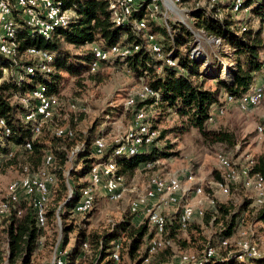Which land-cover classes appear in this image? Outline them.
Returning <instances> with one entry per match:
<instances>
[{
	"label": "trees",
	"instance_id": "16d2710c",
	"mask_svg": "<svg viewBox=\"0 0 264 264\" xmlns=\"http://www.w3.org/2000/svg\"><path fill=\"white\" fill-rule=\"evenodd\" d=\"M56 1H59L63 8L71 9L73 14L68 24L56 28L49 39L26 27L23 21L15 16L17 27L12 41L16 60L3 59L4 66L12 64L10 71L12 74L0 79V119L4 122L3 126L0 125V157L8 161L7 163L19 162L22 163L19 165L21 168L26 165L33 170L42 166L47 152L51 154L50 169L56 178L54 183L57 196L48 200L45 226L49 220L53 221L57 214L59 215L63 229V240L59 246L64 247L68 242V232L72 230L70 223L72 208L80 189L88 182V179L81 180V177L88 173L94 161L113 157L116 162V173L126 175L133 172L140 163L155 161L172 152L155 145L157 139L166 131L160 129L151 144L142 151L134 154H115L116 144L113 141L104 148L101 156L95 157L91 145L96 137L101 136V132L95 133L97 120L85 132H77L70 123L65 124L63 121L55 123L53 116L60 106L59 98L52 117L42 123L37 134L33 133V122L25 120V116L33 109L36 100L30 96L25 97V94L39 85L45 94L58 97L62 84L69 78L81 85L95 78L98 67L91 70L96 60L91 46L81 52H72L67 44L78 46L96 42L102 48H108L121 40L124 42L122 45H137L138 49L125 56L102 59L100 63L125 65L129 72L146 81L155 91L154 95L143 100L136 99L134 104L125 106L132 112L131 119L135 111L138 112L140 109L154 111L149 121L151 127L155 129L162 115L172 112L184 117L180 127L186 129L192 126L216 141L232 143L233 137L230 132L220 128H207L206 123L212 104L220 102L219 93L222 89L229 95L240 96L253 85L257 74L261 71L264 74L261 58L264 52L262 33L264 0H243L240 8L249 7L250 13L259 19L257 27L248 25L249 22L246 20L233 17L228 11L230 9L228 0H220L211 5L206 2L205 5L192 6L185 22L172 20L164 23L149 19L145 27L150 32L161 35L157 41L161 45L162 54L175 59L174 65L158 58L145 45L146 35L154 33H145L146 29L140 28L141 31L134 28L136 21L144 16V3L133 10L130 18L124 23L116 25L110 17V7L115 0ZM196 33L202 35L199 38V47H196ZM205 37L219 40L216 43L208 42ZM225 46L230 50H225ZM30 47L42 49L52 56L48 63L51 67L49 71L36 70L33 74L23 71V66L37 64L36 60L20 58L21 53ZM223 59L226 60L225 63ZM22 73L23 78L19 77ZM209 78L215 80L213 86L206 85ZM58 126L69 128L67 130L72 134H57L55 128ZM26 143H29L30 147H26ZM76 144L80 145L74 147ZM10 151L11 155H8ZM251 159L253 166L250 174L264 176V157L259 155ZM67 162L70 166L66 169ZM216 176L218 178L219 174ZM244 181L242 179L239 182L242 184ZM220 183L223 184L224 181ZM29 197L32 202L25 197L13 202L1 224L0 264H35L32 256L41 244L45 226L41 228L38 225L33 206L34 196ZM206 207L209 208L208 211L205 210ZM206 207L203 214L212 219L216 218V221L221 218L223 220L221 226L199 250H196L199 257L193 258H198L197 262L180 259V252L169 264H264V253L239 258L234 248L227 253L229 247L221 244V241L247 222H264V202L256 204L253 196L252 198L247 196L232 204L229 201L216 200L214 206ZM166 217L164 236L172 244L171 232L177 227L180 228L181 223L176 212L171 216L167 214ZM76 229L73 245L63 254L64 264H126L122 261L123 254L134 256L135 252L139 251L143 237L147 235L149 240L153 233L149 223L133 225L128 217L120 219L101 233L87 231L82 226ZM3 233L4 239L1 244ZM126 238L128 241L125 242ZM118 239L121 240L119 259L114 260L111 251ZM85 242L88 244L86 248L83 247ZM169 243L163 247H170ZM217 245L223 248V251H218ZM148 246L149 244L140 255L138 254L137 264H151L150 257L154 252L149 254ZM214 246L216 253L210 257L205 256V249ZM86 254L90 255L89 258ZM148 254L149 261L143 263V258ZM85 256L88 260L86 262Z\"/></svg>",
	"mask_w": 264,
	"mask_h": 264
},
{
	"label": "rangeland",
	"instance_id": "374dc122",
	"mask_svg": "<svg viewBox=\"0 0 264 264\" xmlns=\"http://www.w3.org/2000/svg\"><path fill=\"white\" fill-rule=\"evenodd\" d=\"M172 1L173 0H163L162 10L164 12L159 9L158 13H155L152 17H147L148 13L145 10L143 18L146 25L149 19L164 21V23L172 20L185 22L188 18L189 9L192 6L197 7L198 5H205L206 2L211 5L220 0H181L179 3H174ZM180 8L182 10L178 11ZM71 11H69V13L73 14ZM228 11L230 12V10ZM230 13L235 18L246 20L249 22L248 25L250 26L257 27L258 25L259 19L250 13L249 7H245L237 13ZM176 14L183 15L184 21H182L181 18H176ZM134 28L137 30L135 26ZM144 30L146 31L145 33H154L150 32L146 27ZM160 37V34L154 33L155 40H159ZM195 37L196 41H194L197 42L196 47H199V38L202 37V35L196 33ZM205 38L208 42L213 43H216V41L219 40H214L212 39L213 37ZM117 43L124 42L120 40ZM92 44L93 43H85L78 46L67 44V46L72 52H81L90 47ZM94 45L100 46L96 42H94ZM225 50L228 51L230 49L225 46ZM157 57L159 58V56ZM11 58L16 60V53L15 56L13 55ZM20 58L31 59L26 50L21 53ZM223 61L225 63L226 60L223 59ZM97 67L98 71L95 73V78L87 80L84 85L74 83L72 78H69L62 84L57 97L59 98L60 106L56 109L57 112L55 113V116H53V120H55V123H61V121L65 124L70 123L77 130V132H85L88 127L91 126L95 120H97L96 128L98 131L96 130L95 133L101 132L100 137L104 140L105 146L109 145L113 141L117 146L119 144L117 141L124 138L129 125H135V115L131 119L132 112L125 106L134 104L136 100L127 101V95H131L133 93L136 96V99L142 100L140 98L141 87L142 84L146 83V81H142L134 76L123 64L102 65L100 62H97L92 66L91 70H94ZM11 70L12 68L2 70L0 73V79L12 74V72H10ZM259 74H257L256 78L259 77ZM214 83L215 80L212 78L206 80V85L213 86ZM224 93L225 91L223 89L219 93V103H221L224 107L223 113L212 114L213 116L211 120H208L206 123V127L215 129L220 128L230 132L233 137L232 143L216 141L211 137L202 134L197 128L192 126L184 129L180 127L184 117L176 115L172 112L165 113L159 119L160 122L157 123V128L155 129L158 132L160 129H166V131L162 137L157 139L155 145L172 153L161 156L154 162H147L145 164L140 163L133 172L121 175L122 187L124 190L123 195L119 200L110 199L105 190H101L100 187L97 188L92 207L87 212L75 213L71 211L70 223L72 224V230L68 232V242L64 247L59 246L63 240V229L61 227L59 215L57 214L56 219L53 221L49 220V223L43 229L41 244L33 253V262L35 264H50L54 253L59 247L63 252H65V250L69 249L73 245L75 241V234L77 232L76 228L79 226L86 228L87 231H96L101 233L109 229L115 222L123 219L124 217H128L133 225L149 223L146 216L139 214V211L143 210L142 202H140V208L137 211L138 213H133L130 210V206L135 200H145L144 196L136 194L143 192L147 185L146 183H148L152 177L157 176L176 177L181 185V189H179L180 191L176 195L178 200L173 204L166 203L164 206H161L162 213L165 214V217L167 214L170 216L173 215L174 212H176L179 217L181 207L185 204L193 206L195 210H202V215L195 212L191 217V220H189L185 225L180 224V228L177 227L175 231L171 232L172 244L171 242L169 243V239L164 236L166 229L163 233H159L156 236H153L152 233L149 240L147 235L144 236L142 243L139 246V251H136L134 256L123 254L122 261L126 264H137V259L139 257L138 254H141L140 252L147 247V244H149V254L154 252L150 257L151 264H169V262L177 257L180 252V259L183 255H187L188 259H192V257H199L196 250H199L203 244L206 243L207 239L215 234L216 230L219 229L223 222L221 218L216 221V218L212 219L210 216L203 214L205 207L214 206L216 200L219 202L229 201V203L232 204L238 202L243 197L249 196L252 198L253 196L254 200L256 198L250 183L245 181L242 182L243 187H241L242 184L240 182H236L239 184H235V182H228L227 192L222 191L220 182H223L224 179L222 176V168L217 161V154L222 153L230 161L235 162L236 166H240L241 164L243 165L247 162V160L256 158L259 155L264 157V132H258L257 129L259 125H264V93L260 97L259 103L256 106L248 107L247 110L238 108V106L233 102L227 103L224 100ZM28 96L29 94L26 93L25 97L28 98ZM80 110H82V112ZM138 111L145 113L146 121L151 124L149 120L150 117L153 116L154 111L149 109H140ZM136 112L137 111H135V114ZM55 129L56 132L70 131L67 130L69 128L62 126H58ZM79 145L80 144H76L74 147ZM91 146L92 150H94L93 144ZM92 154L95 157H99L94 153V151ZM8 155H11V151ZM47 155L51 154L47 152L44 158ZM7 162L8 161H4L3 157H0V228L2 222H4L5 215L9 212L8 210H10V206L12 204L10 203L8 208L4 207L7 197L8 184L16 179H19L24 174V166L22 168L19 166L22 163H15V161H13L14 163ZM43 166H47L48 171L51 172L50 164L45 165L44 159L42 166L39 168L33 170L28 169L32 172H36ZM69 166L70 163L67 162L65 168L67 169ZM51 173L54 177V183L56 178L54 173ZM217 174H219L218 178H216ZM87 178L88 174L86 173L83 177H81V180ZM141 178L144 179V182L142 183L144 188L140 191L137 190L135 193L136 189L142 185L138 183ZM51 184L49 186V199H53V197L55 198L57 196L55 192L56 183L53 185ZM191 185H194V191L191 188ZM197 188L200 189L198 194L195 193ZM58 193L60 194V192ZM22 198L24 197L21 195L20 199ZM169 206H173V208L170 209L171 213L166 214V210ZM205 210L208 211L209 208L206 207ZM17 211L19 212L20 210ZM150 225L151 223H149V226ZM150 228H152L153 231L155 230L152 225ZM3 237L4 233L1 235V244L4 239ZM239 238L246 240L247 242L249 241L248 243L259 253V255L264 253V222H247L237 231H234L233 234L227 238L228 245L226 247H229L227 253H229L231 249L233 250V248H237L236 241H238ZM124 240L126 242L128 241V238ZM152 240L160 241V247L151 249L150 245ZM85 243L87 244V242ZM116 243H119V246H121L120 239L116 240L115 244ZM168 243L171 244V246L164 248L163 246ZM114 247L112 251L114 250ZM214 248L216 253V247L214 246ZM119 249L120 247L118 248V251ZM217 250L221 252V250L223 251V248L218 246ZM149 254L143 258V263H147L149 261ZM86 256L89 258L90 255L86 254ZM86 256L84 257L85 262L88 261ZM77 262L78 261H76V263Z\"/></svg>",
	"mask_w": 264,
	"mask_h": 264
},
{
	"label": "bare ground",
	"instance_id": "6f19581e",
	"mask_svg": "<svg viewBox=\"0 0 264 264\" xmlns=\"http://www.w3.org/2000/svg\"><path fill=\"white\" fill-rule=\"evenodd\" d=\"M118 0H115L114 4L110 7V17L111 20L116 24L120 25L124 23L127 18L124 17V12H127V15L131 16L133 10H136L138 6L141 3L145 4V10L148 13L147 17H152L155 13H158L159 11V2L160 0H120V2H117ZM230 3V12L237 13L243 9L241 8L243 0H228ZM174 3H179L181 0H173ZM23 11L24 12H31L32 11V4L31 3H24L23 4ZM69 9L63 8L61 6V3L56 0L50 1L48 5H45V3H38L37 5V15H44L46 19H44V28H48V32L44 33L39 28H32L35 30L39 35L42 37L49 39L52 34L54 33V30L59 27H65L68 22L70 21V18L72 14L69 13ZM72 13V12H71ZM22 20V16H17ZM128 18V19H129ZM24 23V20H22ZM136 27H140L142 29L145 28L146 23L144 18L137 20L135 23ZM264 26V25H263ZM263 26H262V33H263ZM16 20L15 16L8 17V22L3 24L2 27H0V36H2V39L0 40V73L4 69H11L12 64L9 66H4L2 63L3 59H13L11 58L15 54V48L14 43L12 41L15 30H16ZM139 30V29H137ZM158 39H154V35L147 34L145 39V45L148 48V45H152V43L155 45L158 54L155 53L153 49H149L151 52L159 56V58H162L164 62L166 63H172L171 65H174L176 63V60L172 57L163 56L161 51V45L157 41ZM92 50L94 51L95 55V62L92 64V66L97 63L101 62L102 59H109L112 55L116 56H125L127 54L132 53L134 50L138 49L137 45H122L121 43L113 44L112 46L108 48H102L100 46L91 45ZM37 50V51H36ZM95 51L97 54H95ZM27 54L31 57V59L36 60V65H25L23 66V71L27 74H33L36 70L40 71H49L51 69L50 65L48 64L52 60V56L43 51L42 49H37L35 47H30L26 50ZM262 60L264 59V52L261 54ZM6 63V62H5ZM264 66V63H263ZM262 74V73H261ZM19 77H24V73L22 75H19ZM262 78V77H261ZM253 90V85L246 91L251 92ZM245 92V93H246ZM264 93V79L262 82H259V86L257 90L255 91V101L257 103H248V96L247 95H240L237 96V102L235 103L238 108L244 110L250 106H256L259 103L260 97ZM29 96L34 98L36 100L35 105L33 109L26 114L25 120L33 122V133H36L40 130V127L42 124L41 122H45L49 118L52 117L54 114V109L56 105L58 104V98L54 95H47L45 94L43 88L39 85H36L33 87L29 92ZM155 91H153L146 83L142 84L141 87V93L140 98L143 100L147 98L148 96L154 95ZM230 97H236L229 95ZM56 101V102H55ZM127 101H133V100H127ZM232 103V102H231ZM46 116V117H44ZM213 115H210L208 120H211ZM0 125L3 126L4 122L0 119ZM259 131L262 132L264 129V125L261 124L258 126ZM8 131V129H5ZM57 134H64L68 133L71 135V131H57ZM158 135V131L156 129H153L151 125L146 121V115L142 111H138L135 114V125L133 131H127L125 136V146H132V149L130 150H120V143L115 146V154H121V153H127V154H134L136 152L142 151L147 146H149L152 142V140ZM26 147H30L29 143L25 144ZM96 146H100V148H96ZM93 147H94V153L97 156L102 155L105 146L104 140L101 137H96L93 141ZM51 156L47 155L44 158L45 165H49L51 163ZM217 161L222 168V175L224 178V183H220V187H222L223 192H227L228 190V182H239L240 180H245V182H249L253 191L256 204H261L264 202V176L260 174H250L251 168L253 166L252 159L247 160L245 164H241L240 166H236L235 162L230 161L226 156H224L222 153L217 154ZM96 164L98 165V169H96ZM239 165V164H238ZM42 170V172H38V170ZM38 169L36 172H32L28 169V167L25 165L23 167L24 174L19 178L16 179L8 184V191H7V197L4 204V207L6 208L8 204L11 203V194L12 193H18L20 186H22L23 182L28 179L30 183H32V186H30L28 189H24V196H34V204L36 211V219L37 223L40 226L41 225V218L44 220V224L42 228L45 226V213H46V205L48 203L49 199V186L54 181V177L50 171H48L47 166H43L42 168ZM88 179H95L98 177V179L101 180L102 185L104 186V189L106 193L108 194L110 199L113 200H119L123 195L124 188L122 187V176L116 173V162L113 157H109L108 159L100 160L98 162L93 163L88 171ZM43 179V186L46 187L45 190L42 192V203L40 205V199H41V182ZM52 185V184H51ZM99 187L95 186H87L86 184L80 189L79 197L77 198L76 202L74 203V206L72 208V211L75 213H83V210L85 209V201H79L83 197V194L86 192V195H92V197H95L96 190ZM181 189L180 183L176 177H152L148 181V185L145 188L144 192L141 194V196H144V198H157L159 197L160 206H164L167 204H173L178 200L177 192ZM200 189L197 188L195 190V193H199ZM22 195V194H21ZM23 196V195H22ZM140 196V197H141ZM21 197V196H20ZM20 199V198H19ZM18 199V200H19ZM17 200V201H18ZM139 200H135L131 203L130 210L134 213L137 212L140 208V202H137ZM94 202V199L92 200V204ZM160 206H155L154 208H149V214L145 215L151 223V225L154 227V231L162 233L163 230H165V223L166 218L165 214L161 212L159 209ZM91 207H87V211ZM199 213L202 215V210H195V208L189 204L182 205L178 220L181 223V225H185L189 220H191V217L194 215V213ZM150 225V226H151ZM158 235V234H157ZM236 240V239H235ZM237 242V248H234V250L237 253V256L239 258L247 257L249 255H257L258 252L251 247V245L243 239H240ZM235 242V243H236ZM221 244L224 246L228 245V239H224L221 241ZM161 242L158 240H152L151 242V249H155L160 247ZM83 246L87 247V244L84 243ZM115 246H119V243H116ZM234 247V246H233ZM118 248L114 247V250L111 254L112 258L118 259ZM243 253H247L249 255H243ZM64 252L62 250H57L54 255L53 259H61ZM215 254V249L210 247L205 250L204 255L205 256H212ZM193 258V257H192ZM182 260H190L188 259L187 255H183L181 257ZM198 261V260H197ZM192 261V262H197ZM65 262H62L61 264H64Z\"/></svg>",
	"mask_w": 264,
	"mask_h": 264
},
{
	"label": "built area",
	"instance_id": "2783aa9c",
	"mask_svg": "<svg viewBox=\"0 0 264 264\" xmlns=\"http://www.w3.org/2000/svg\"><path fill=\"white\" fill-rule=\"evenodd\" d=\"M50 1H52V0H0V27H2L3 24L8 22V17L22 16V20H24V25L26 27H28L29 29L39 28V29H41L42 32L47 33L48 28H44V19H46V18L44 17V15H37V5H38V3H45V5H48L50 3ZM164 1H166V0H164ZM117 2H120V0H118ZM162 2H163V0H160L159 9L162 12H164L162 10ZM24 3H31L32 4V11L31 12H24L23 11V4ZM123 12H124V17L128 19L129 16L127 15V12H125V11H123ZM176 18H181L182 21H184L183 15L176 14ZM137 29L142 31V29H140V27H137ZM263 34H264V26H263ZM1 39H2V36H0V40ZM148 48L153 49L155 51V53L157 55H159L158 51H157V49L153 43H152V45H148ZM95 54H97L96 51H95ZM262 62L264 63V59L262 60ZM167 64H172V63H167ZM261 73H262V71H261ZM261 77H258L255 79V81L253 82V90L251 92H246L243 94V95L248 96V103L249 104L257 103L255 101V91L257 90V88L259 86V82H262V80L264 78L263 73H262ZM147 85L149 86V84H147ZM224 96H225L224 100L227 103L237 102V97H230L229 93H227V92L224 93ZM127 100H136V96L133 93L131 95H127ZM223 111H224L223 105L221 103H217V104L215 103V104H212V106L210 108L209 115H212L214 113H220L221 114V113H223ZM134 115H135V113H134ZM44 117H46V116H44ZM40 124H42V122ZM133 130H134V124H130L129 127L127 128V131H133ZM258 131H259V129H258ZM117 143H120V150L132 149V146H125V136L120 141H117ZM96 148L98 149V148H100V146H96ZM152 162H154V161H152ZM96 169H98L97 164H96ZM38 172H42V170L40 169V170H38ZM43 179L44 178H42V182H41V199H40V205L39 206H41V203L43 200L42 199V192L46 188L43 186ZM30 186H32V183H30L28 181V179H26L23 182L22 186H20L19 192L11 194V203L16 202L20 198L21 194L23 195V197L31 200L29 196H24V189H28ZM87 186L100 187L101 190L104 189V186L102 185L101 180L98 179V177H96L95 179H88V182L86 183V187ZM191 188L194 191V185H191ZM93 199H95V198H93L92 195H86V192L83 194V197L81 199H79V201H85V209L83 210V213L87 212V207H92V200ZM137 202L143 203V210H140V212H139V214H143V216L149 214V208H154L155 206H160L159 197H157V198H145V200H139ZM43 224H44V220L41 218V225H40L41 228H42ZM164 229H166V223H165ZM159 233L160 232H154L153 231V236H156ZM116 247H120V246H115V248ZM58 250H61V248L59 247ZM243 255H249V254L243 253ZM197 259L198 258H192L190 261H197ZM64 261H65L64 256H62L61 259L51 260L50 264H61Z\"/></svg>",
	"mask_w": 264,
	"mask_h": 264
},
{
	"label": "crops",
	"instance_id": "0c3cea01",
	"mask_svg": "<svg viewBox=\"0 0 264 264\" xmlns=\"http://www.w3.org/2000/svg\"><path fill=\"white\" fill-rule=\"evenodd\" d=\"M180 10H182L181 8L180 9H178V11H180ZM261 75L262 74H259V77H261ZM151 125V124H150ZM144 182V179L143 178H141L139 181H138V183H140V184H142ZM147 185H148V183H146ZM147 185H146V187H147ZM144 185L142 184V185H140L139 186V188H137L136 189V191H135V193L137 192V190L138 191H140V190H142L144 187H143ZM181 186V185H180ZM145 187V188H146ZM145 188H144V190H145ZM144 190H143V192H144ZM143 192H141V193H138V194H136V195H141ZM179 192V191H178ZM178 192H177V194H178ZM184 195V194H183ZM162 206V205H161ZM161 206L159 207V209L161 210V212H162V209H161ZM173 208V206H169L168 208H167V210H166V214L167 213H171V210L170 209H172ZM176 210H177V208H176ZM140 212V211H139ZM138 213V212H137Z\"/></svg>",
	"mask_w": 264,
	"mask_h": 264
}]
</instances>
